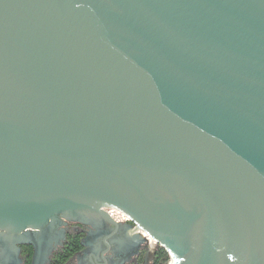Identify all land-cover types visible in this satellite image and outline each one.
I'll use <instances>...</instances> for the list:
<instances>
[{"label":"water","instance_id":"1","mask_svg":"<svg viewBox=\"0 0 264 264\" xmlns=\"http://www.w3.org/2000/svg\"><path fill=\"white\" fill-rule=\"evenodd\" d=\"M84 197L264 264V0H0V227Z\"/></svg>","mask_w":264,"mask_h":264},{"label":"flooded vegetation","instance_id":"2","mask_svg":"<svg viewBox=\"0 0 264 264\" xmlns=\"http://www.w3.org/2000/svg\"><path fill=\"white\" fill-rule=\"evenodd\" d=\"M111 218L60 210L38 226L0 227V264H167L168 250L146 227Z\"/></svg>","mask_w":264,"mask_h":264},{"label":"bare ground","instance_id":"3","mask_svg":"<svg viewBox=\"0 0 264 264\" xmlns=\"http://www.w3.org/2000/svg\"><path fill=\"white\" fill-rule=\"evenodd\" d=\"M84 199L89 204H91L92 206H94L95 208H99V209L105 210L111 216H115V217L118 216V218L125 219V220H131V219H133V220L137 221L138 223L142 224L143 227H146L142 222H140L139 220H137V218L134 216V214H132L127 209L123 208L122 206H120V205H118V204H116L114 202H111L109 200L90 198V197H84ZM147 230L150 231L149 228H147ZM155 238H157V237L155 236Z\"/></svg>","mask_w":264,"mask_h":264},{"label":"rangeland","instance_id":"4","mask_svg":"<svg viewBox=\"0 0 264 264\" xmlns=\"http://www.w3.org/2000/svg\"><path fill=\"white\" fill-rule=\"evenodd\" d=\"M170 260H171V257H170V255H169V258H168V262H167V264L170 262Z\"/></svg>","mask_w":264,"mask_h":264}]
</instances>
